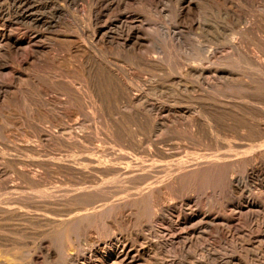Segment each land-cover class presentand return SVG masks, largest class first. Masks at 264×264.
Masks as SVG:
<instances>
[{"label": "rangeland", "instance_id": "rangeland-1", "mask_svg": "<svg viewBox=\"0 0 264 264\" xmlns=\"http://www.w3.org/2000/svg\"><path fill=\"white\" fill-rule=\"evenodd\" d=\"M14 1L17 45L0 37V180L6 182L0 187V264H30L32 258L34 264H264V139L242 140L238 134L249 122L264 124V103L258 101L264 98V77L249 59L264 62V36L263 46L251 33L239 42L246 29L263 28L257 20L264 17V0ZM8 5L0 0V7ZM126 15L140 28L144 47L136 53L161 57L164 70L137 63L122 41L100 43L96 28L107 24L110 37H116ZM32 36L44 48L38 53L30 45ZM207 67L211 74L202 76L198 70ZM219 68L226 78L217 77ZM113 78L140 99L136 105L159 109L150 114L140 108L150 123L140 113L138 120L133 117L124 101L121 105L111 92ZM217 102L248 109L252 104L250 112L239 108L252 119L232 106L214 124L199 105ZM114 104L128 114L120 121ZM157 122L163 123V134L155 130ZM162 139L159 147L172 157L150 146ZM37 175L41 186L30 183ZM251 210L258 215L245 217ZM203 218L230 224L220 226L219 234Z\"/></svg>", "mask_w": 264, "mask_h": 264}, {"label": "bare ground", "instance_id": "bare-ground-1", "mask_svg": "<svg viewBox=\"0 0 264 264\" xmlns=\"http://www.w3.org/2000/svg\"><path fill=\"white\" fill-rule=\"evenodd\" d=\"M123 1V0H122ZM7 2H8V9L6 10V9H4V8H2V7H0V23L2 24H0V37L3 39V41L4 42H6L10 47H15L16 45H17V42H16V39H15V37H14V33H13V30H12V27H14L13 25H14V22H15V20L17 19V16H18V13H15L14 12V3H15V1L14 0H7ZM230 2V1H229ZM225 4V3H224ZM259 4V3H258ZM261 5V7L264 5H262V4H260ZM262 9V8H261ZM194 11H196V10H194L191 6H190V4H189V12L190 13H194ZM30 13V17H32L34 14H35V7L34 6H32L31 4H30V9L27 11V14H29ZM101 15L102 14H99V16L97 17V19H102L101 18ZM234 18H236V17H234ZM262 18V19H261ZM123 19H125V23H122V25H121V28L124 30L123 32H121L118 36H117V34H115L116 35V37L115 36H111L110 37V35L112 34L111 32H110V28L107 26V24H105V25H103V27H101V28H96V30H95V34L97 35V38H99L100 39V43H103V42H105V41H109V39L111 40L110 41V43H112V44H114V43H119V41L121 42H123L124 43V45L125 46H127V48L129 47L130 48V50L131 51H133L134 52V54H135V56H134V59H135V61L137 62V63H139L140 65H143V66H145L146 68H148V69H151V70H154V71H160V70H164L163 69V65H162V62H161V57L158 59L157 57H153V58H148V57H144V56H142V55H140V54H137L136 52V50H138V49H140V48H142V47H144V45H143V40L141 39V34H140V28L138 27V26H136L135 25V23H134V21L132 20V22L133 23H130L131 21H129L128 19H130L129 17H127V15L123 18ZM260 19L261 20H257V23L259 24H262L263 25V28H260V27H258L257 26V24H255L256 22H254L253 24H255L251 29L250 28H248V29H246V31H244L243 33H240L241 35H239V37L241 36V39H242V37H243V39H246L245 38V36L247 35V34H249V33H251V34H253L254 35V41L256 40L258 43H260V45H262L261 43H262V40H263V36H264V17H262V16H260ZM6 20H7V22H8V24H5L6 23ZM18 20V19H17ZM233 20V19H232ZM238 20V19H237ZM3 21H5V22H3ZM122 21V20H121ZM234 21V20H233ZM240 21V20H239ZM239 21H235L234 23H237L238 24V22ZM243 21V20H242ZM245 21V20H244ZM259 21V22H258ZM3 22V23H2ZM106 23V22H105ZM108 23V22H107ZM231 23H232V21H231ZM233 23V24H234ZM241 23V22H240ZM239 23V24H240ZM251 23H252V21H251ZM237 24H235V25H237ZM238 24V25H239ZM7 25H9V26H7ZM249 24H247V26H248ZM219 26V25H218ZM240 26V25H239ZM238 26V27H239ZM249 27H250V25H249ZM254 27L256 28L257 27V30H256V32H255V30H254ZM121 28H119L120 30H122ZM213 28V27H212ZM216 28V27H215ZM221 28H222V26H221ZM235 28V27H234ZM243 28V27H242ZM218 29V28H217ZM236 29V28H235ZM244 29V30H245ZM119 30V31H120ZM223 30V32L225 31L224 30V28L222 29ZM227 30V29H226ZM236 30H238V29H236ZM241 30H243V29H241ZM240 30V31H241ZM254 30V32H251V31H253ZM232 31H233V28H232ZM232 31H231V33H232ZM239 31V30H238ZM229 32H230V30H229ZM229 32H227V33H229ZM242 32V31H241ZM218 33V32H217ZM230 33V34H231ZM215 36H216V34H215V32L213 33ZM221 34V33H220ZM230 34H227V35H230ZM238 34V33H237ZM237 34H236V36H237ZM221 36H222V34H221ZM220 36V37H221ZM231 37L233 36V35H230ZM226 37V36H225ZM229 37V36H228ZM212 38V37H211ZM213 38H214V36H213ZM233 38H235V35H234V37ZM39 39V37H37V36H32V37H30V45H32L33 47H34V49H35V52L36 53H38L40 50H42V49H44L43 47H41L42 45H41V43L40 42H38L37 40ZM218 39V38H217ZM224 39V38H223ZM231 39V38H230ZM229 38H228V42H229V40H230ZM239 39V38H238ZM241 39H239V42H241L242 41V43L244 42L243 41V39L241 40ZM248 39H250V38H248ZM214 40H216L215 38H214ZM233 40V39H232ZM251 40V39H250ZM249 40V41H250ZM253 40V39H252ZM217 41H219V39L217 40ZM217 41H215V42H217ZM254 41H252V42H254ZM222 42V41H221ZM227 42V43H228ZM231 42V41H230ZM236 42H238L237 40H236ZM251 42V41H250ZM249 42V43H250ZM257 42H255V43H257ZM218 44H219V42H217ZM234 43V42H233ZM6 44V45H7ZM237 43H235V44H233V46L232 47H235L237 50H240V44L239 45H236ZM252 44V43H251ZM232 45V44H231ZM242 45V44H241ZM124 46V47H125ZM252 46V45H251ZM255 46V45H254ZM263 46V45H262ZM264 47V46H263ZM244 48V47H243ZM246 48V47H245ZM257 48V47H256ZM3 49H4V45L2 44V42H0V55L2 54V52H3ZM213 49V48H212ZM211 49V52H213V50ZM216 49V48H215ZM214 49V50H215ZM230 49V48H229ZM250 49V48H249ZM264 49V48H263ZM12 50V49H11ZM218 50V49H217ZM225 50V49H224ZM231 50V49H230ZM242 50V49H241ZM244 50V49H243ZM261 51V50H260ZM200 52H202L201 50H200ZM219 51H217V52H215V53H218ZM228 52H229V50H228ZM232 52V50L229 52V53H231ZM242 52V51H241ZM161 53V52H160ZM220 53V52H219ZM237 53V52H236ZM238 53H240V51L238 52ZM164 54V53H163ZM200 54H203V53H200ZM233 54V53H232ZM242 54V53H241ZM240 54V55H241ZM262 54V53H261ZM212 55V54H211ZM220 55H223L222 53L220 54ZM234 55V54H233ZM243 55H244V51H243ZM243 55H241V56H243ZM252 55V54H251ZM251 55H250V57H251ZM216 56V55H215ZM218 56V55H217ZM225 56V55H224ZM241 56H239V57H241ZM252 56H254V54L252 55ZM256 56V55H255ZM263 56V55H262ZM261 58V57H260ZM226 59V58H225ZM233 59H234V57H233ZM250 59V62L253 64V68L252 69H254V68H256V70H257V72L259 73L258 75H260L261 77H264V65L262 64V63H264V62H262V63H260L259 61H261V60H256L254 57H251V58H249ZM228 59H226L225 61H227ZM236 61V60H235ZM213 62H214V64L216 65L217 64V62H215V61H212V64H213ZM223 62V61H222ZM221 62V63H222ZM230 63V62H229ZM229 63H226L225 64V62H224V64L225 65H227V64H229ZM223 63L221 64V66H223L224 65ZM233 64V63H232ZM210 65V64H209ZM220 65V64H219ZM224 65V67H226ZM242 65V64H241ZM234 66V65H233ZM209 67H211V66H209ZM234 67H236V65L234 66ZM195 68H196V66H195ZM200 68V67H199ZM237 68H238V66H237ZM225 69V68H224ZM197 70H198V68H197ZM215 70V69H214ZM190 71V70H189ZM201 72V75L202 74H204V75H202V76H205V74H211V69L210 68H203V69H201V70H198V72ZM192 72H196V70H191V73ZM256 72V71H255ZM111 73V76L113 75L114 76V74L112 73V72H110ZM109 73V74H110ZM193 73V74H194ZM230 73V72H229ZM248 73V72H247ZM196 74V73H195ZM199 75H200V73H198ZM215 74L217 75V77L218 76H220L222 79H224V78H226V76H227V73L225 72V71H223V70H220V68L219 69H217V70H215ZM231 74V73H230ZM255 74V73H254ZM215 75V76H216ZM233 75V74H232ZM253 75V74H252ZM252 75L251 76H249L248 78H250V77H252ZM257 75V76H258ZM112 76V77H113ZM211 76V75H210ZM214 76V75H213ZM213 76H212V79H213ZM214 76V77H215ZM255 76V75H254ZM217 77H215V78H217ZM115 78V77H114ZM113 78V80L115 81V86H113L112 84V86L111 87H114L113 88V90L111 91V92H114V94L118 97L117 99H119V100H121L122 102L124 101L125 103H127V105L129 106V108H130V111H131V114H133L134 116L133 117H136L135 115L137 114H139L140 113V115L142 116V111H146V113L147 112H152V111H156V110H159V109H155L154 110V108L155 107H153V106H150V105H148V104H146V102L144 103V102H142V104L140 103V105H141V107H139L138 105H136V103L138 104L139 103V101H140V99H139V101H135L131 96H130V93L128 92V89L126 88V86L125 87H123V84H122V82H119V81H117L116 79H114ZM221 78H219L220 80H219V82L221 81ZM232 78H236V77H234V76H232ZM232 78H230V81H232L231 79ZM254 78V77H253ZM228 79V78H227ZM263 80H264V78H262ZM215 80H218V78L217 79H215ZM233 80H235V79H233ZM238 80V79H237ZM251 80V79H250ZM209 81V80H208ZM224 81V80H223ZM229 80L227 81L226 80V82H230ZM251 81H253V80H251ZM254 81H256V80H254ZM258 81V80H257ZM256 81V82H257ZM212 81H210V83H211ZM225 82V81H224ZM247 82V81H246ZM113 83V82H112ZM215 83V82H214ZM214 83H211V84H214ZM231 83H233V82H231ZM240 83V82H239ZM241 83H242V81H241ZM253 83V82H252ZM255 83V82H254ZM253 83V84H254ZM258 83V82H257ZM230 84V83H229ZM245 84V83H244ZM249 84V83H248ZM263 84H264V82H263ZM209 85V84H208ZM215 85V84H214ZM221 85V84H220ZM237 85V84H236ZM235 85V86H236ZM210 86H213V85H210ZM209 86V87H210ZM216 86H217V84H216ZM239 87H240V85H238ZM238 86H236V87H238ZM242 86V85H241ZM243 87H244V85H243ZM251 87V86H250ZM253 87V86H252ZM257 87V86H256ZM217 88H218V86H217ZM221 88V87H220ZM246 88V86L244 87V90H245V92H248V91H250V90H247V89H245ZM254 88H255V86H254ZM259 88H260V86H259ZM261 88H262V86H261ZM219 89V88H218ZM226 89V88H225ZM253 89V88H252ZM263 89V88H262ZM262 89L260 90V91H262ZM257 91V90H256ZM258 91H259V89H258ZM257 91V92H258ZM259 91V92H260ZM110 92V91H109ZM254 92H255V89H254ZM254 92H253V90H252V94H254ZM259 92L257 93V94H259ZM78 93V92H77ZM97 93H99V92H97ZM256 93V92H255ZM262 93H264V92H262ZM75 94V93H74ZM96 94V93H95ZM251 93H250V95H252ZM6 95V94H5ZM37 95L38 96H40L41 95V92L40 91H37ZM103 95V97H104V93L102 94ZM110 95V94H109ZM246 95H247V93H246ZM259 95H261V94H259ZM259 95H258V97H259ZM74 96V95H73ZM99 97H100V95H98ZM97 96V97H98ZM107 96V95H106ZM113 96V95H112ZM233 96V95H232ZM247 96H249V95H247ZM253 97H254V95H252ZM6 97H7V95H6ZM250 97V96H249ZM248 97V98H249ZM8 98H10V97H8ZM101 98V97H100ZM110 98H111V96H110ZM110 98H109V100H110ZM208 98V97H207ZM212 98H213V96H212ZM211 98V99H212ZM215 98V97H214ZM214 98L212 99L213 101H215L216 100V98H215V100H214ZM247 98V97H246ZM251 99H253L252 97H250ZM255 98H257L256 97V95H255ZM106 99V98H105ZM117 99H115L116 100V102H118L117 101ZM208 99H210V98H208ZM207 99V100H208ZM210 99V100H211ZM250 99V101H252ZM258 99V98H257ZM261 99H263L264 100V98H262V96L258 99V101L260 100V103H264V102H262V100ZM101 100V99H100ZM115 100H111L112 102L113 101H115ZM206 100V101H207ZM211 100V101H212ZM254 100V99H253ZM53 101V100H52ZM51 101V102H52ZM96 101H98V100H96ZM95 101V102H96ZM226 101V100H225ZM249 101V102H250ZM256 101V100H255ZM257 101V102H258ZM102 102V101H101ZM116 102H115V104H116ZM120 102V101H119ZM124 102L121 104V105H123L124 106ZM210 102V101H209ZM227 102V101H226ZM229 102H231V101H229ZM45 103H47L48 104V101H46ZM99 103H100V101H99ZM218 103V102H217ZM225 103V102H224ZM237 103V102H236ZM242 103H244V102H242ZM92 104V103H91ZM94 104H97V103H94ZM115 104H114V106H115ZM118 104V103H117ZM220 104H222V102H220V103H218V104H211V105H204V103H200V107H201V110L203 109V110H206L207 112H210V114L209 115H211V120L214 122V124L215 123H217V117L218 116H223L224 117V115H226V114H228V112L229 111H232V106H236L237 108H238V110H241V109H239V108H244V109H248V105L247 106H245L244 104H240V105H234V104H228V103H226V105H220ZM247 104V103H246ZM104 105H105V102H104ZM112 105V104H111ZM110 105V106H111ZM126 105V104H125ZM251 107H252V104H249ZM106 106V105H105ZM104 106V107H105ZM250 106H249V109H250ZM263 106V105H262ZM109 107V106H108ZM125 107V106H124ZM150 107H153V109H150ZM213 107V108H212ZM235 107V108H236ZM105 108H107V107H105ZM115 108H117V112H116V110H115V113H117L116 115H118V118L120 117V119H119V121L122 119V118H125V116H127L128 114L127 113H125L124 111H121V106L119 107H116L115 106ZM140 108H142L141 110H140ZM236 108V109H237ZM253 108V107H252ZM150 109V110H149ZM210 109V110H209ZM236 109L234 110V111H236ZM249 109L247 110V111H249ZM258 109V108H257ZM256 109V110H257ZM161 110V109H160ZM243 110V109H242ZM241 110V111H242ZM167 111V110H166ZM171 111H173V110H169V112H171ZM240 111V112H241ZM245 112V111H242V112H245V113H247V115H249L248 114V112ZM258 111H260L259 109H258ZM173 112H175V111H173ZM241 112V113H242ZM250 112V111H249ZM145 113V114H146ZM237 114L239 113V112H236ZM127 114V115H126ZM151 114V113H150ZM230 114H231V112H230ZM234 114V113H233ZM170 115V114H169ZM234 115H236V114H234ZM239 115H240V113H239ZM122 116H124V117H122ZM130 116V115H129ZM144 116V117H143ZM142 117L145 119V121H147V122H151V118H150V116L147 114V115H143ZM159 116V115H158ZM157 116V117H158ZM243 116V115H242ZM253 116V115H252ZM140 117V116H139ZM163 117V116H162ZM194 117V116H193ZM193 117H191V118H193ZM222 117V120L225 118H223ZM237 117V116H236ZM241 117V116H240ZM249 117H250V115H249ZM248 117V118H249ZM254 117V116H253ZM113 118V117H112ZM141 118V117H140ZM159 118V117H158ZM233 118H235V117H233ZM242 118V117H241ZM246 118H247V116H246ZM251 118V117H250ZM259 118V117H258ZM114 119V118H113ZM136 119L138 120V118L136 117ZM142 119V118H141ZM166 119V118H165ZM165 119L164 120H162V121H164V124L167 122V120L165 121ZM220 119H221V117H220ZM227 119V122H230L228 119L229 118H226ZM226 119H225V121H226ZM243 119V118H242ZM252 119V118H251ZM115 120V119H114ZM118 120V119H117ZM155 120V119H154ZM154 120H152V121H154ZM234 120V119H233ZM236 120H238V119H236ZM240 121H241V119H239ZM244 120V119H243ZM254 120V119H253ZM123 121V120H122ZM121 121V122H122ZM157 121V120H156ZM159 121V120H158ZM231 121H232V118H231ZM239 121V122H240ZM246 121V120H245ZM244 121V122H245ZM247 121H249V120H247ZM238 122V121H237ZM237 122L235 123V120L232 122V123H235V124H237ZM238 122V123H239ZM253 122V121H252ZM146 123V122H145ZM152 123H154V122H152ZM162 122H157L156 124H155V130L157 131H159V132H162L163 131V123L161 124ZM191 123L193 124H196L197 126H200V124H201V122H200V120L198 119V118H193V119H191ZM218 123H220L219 121H218ZM217 123V124H218ZM225 124H226V122H224ZM223 123V124H224ZM254 123V122H253ZM250 123L249 122V124H251L250 126H248V123H247V126H240V130H238V134L240 135V136H242L243 138H242V140H244V139H249V138H251V137H256L257 139H264V124L260 121V122H256V123ZM115 124H118V121H117V123H115ZM147 124V123H146ZM223 124H220V125H223ZM229 124H231V123H229ZM234 124V125H235ZM253 124V125H252ZM196 125H195V127H196ZM232 125V124H231ZM231 125H229V126H231ZM241 125H243V124H241ZM144 126V125H143ZM165 126V125H164ZM189 126V125H188ZM217 126H219V125H217ZM216 126V127H217ZM237 126V125H236ZM122 127V126H121ZM191 127V128H190ZM189 128L190 129H192V127H193V125L192 126H190ZM220 127V126H219ZM218 127V128H219ZM225 127H227V126H224L223 128H225ZM232 127H235V126H232ZM231 127V128H232ZM144 128H146V127H144ZM175 128V127H174ZM196 128H198V127H196ZM214 128H215V126H214ZM229 127H227V129H228ZM239 128V127H238ZM237 127H236V129H238ZM169 129H170V127H169ZM221 129H222V127H221ZM147 130V129H146ZM165 130V129H164ZM188 130V129H187ZM194 130H195V128H194ZM199 130V129H198ZM200 130H201V132H205L206 130L204 129V127H202V124H201V126H200ZM149 131V130H148ZM147 131V134L148 133H150V132H148ZM215 131H219V129H217V128H215ZM214 131V132H215ZM228 131V130H227ZM237 131V130H236ZM64 132V131H63ZM115 132V131H114ZM195 132V131H194ZM200 131H199V133H201ZM220 132L223 134V133H226L223 129H222V131L220 130ZM219 132V133H220ZM234 132V131H233ZM233 132H232V134H233ZM131 133V132H130ZM196 133H197V131H196ZM116 134H117V132H116ZM152 134V133H151ZM162 134H163V132H162ZM212 134V133H211ZM236 134V133H235ZM146 135V134H145ZM150 135V134H149ZM161 135V134H160ZM190 135V134H189ZM208 135V134H207ZM148 136V135H147ZM162 136V135H161ZM209 136V135H208ZM208 136H207V138H208ZM235 136V135H234ZM239 136V137H240ZM149 137V136H148ZM148 137H146V139L148 138ZM150 137H151V135H150ZM212 137V136H211ZM210 137V138H211ZM238 137V136H237ZM209 139V138H208ZM193 140V139H192ZM210 140V139H209ZM146 141H149V140H146ZM165 142V139H162V140H160V141H156L153 145H151L150 144V146H153L156 150H157V152L160 154V155H162L163 157H172V155H169V153L168 152H166L164 149H162V148H160L159 147V145L160 144H162V143H164ZM212 143V142H211ZM222 144V143H221ZM145 146V145H144ZM148 147V146H147ZM257 147V146H256ZM35 150H37V149H35ZM153 153V151L151 150V148L149 149V153L148 154H152ZM156 153V152H155ZM238 154V153H237ZM264 154V153H263ZM162 157V158H163ZM193 157V156H192ZM261 157V156H260ZM214 158V157H213ZM251 158H252V156H251ZM262 158V157H261ZM161 159V158H160ZM235 159V158H234ZM249 159V158H248ZM253 159V158H252ZM186 162V161H185ZM241 162V161H240ZM248 162V161H247ZM248 163H250V162H248ZM237 164V163H236ZM252 164V163H251ZM191 165V164H190ZM238 165V164H237ZM250 165V164H249ZM188 166V165H187ZM199 166V165H198ZM242 166V165H241ZM161 167V166H160ZM183 168V167H182ZM189 169H191V168H189ZM252 170L251 171H254L255 170V167L254 168H251ZM133 171V170H132ZM179 172V171H178ZM192 172V171H191ZM246 172V171H245ZM248 172V171H247ZM189 174H190V172H189ZM26 175V174H25ZM249 177V176H248ZM30 178V183L33 185V186H38V185H40L41 184V181H40V179H39V177H38V175L37 176H33V177H29ZM116 181V180H115ZM150 183V182H149ZM43 184V183H42ZM3 185H6V182H4V181H2L1 182V180H0V187H2ZM41 186V185H40ZM150 189V188H149ZM18 191V190H17ZM178 191V190H177ZM234 191H238V188H236L235 187V190ZM242 191V190H241ZM239 193V192H238ZM239 194H241V193H239ZM190 198V197H189ZM189 198H187V197H184V198H182V201H184V202H188V203H190L189 201H190V199ZM181 199V198H180ZM247 204L249 205L248 207L249 208H251V209H254L255 208V204L253 203V201L251 202V201H249V202H247ZM257 206V205H256ZM170 208H171V205L170 206H167L166 208H165V210H167V211H169L170 210ZM241 210V209H240ZM243 210V209H242ZM256 211V210H255ZM254 210L252 211H248V213L245 215V217H247V218H253L254 216L256 217V215H258V211H256L255 212ZM165 212V211H164ZM200 214V213H199ZM205 217V216H204ZM201 222L203 223V222H205L206 223V227L208 228V229H211V230H214V229H217V231H219V234H220V230L222 231L223 229H220V230H218L219 228H220V226H222L221 228H223V227H226L228 224H230V220H226V219H224V220H210V218H203V219H201ZM201 223V224H202ZM204 223V224H205ZM217 223H219L220 225H218ZM233 224V223H232ZM196 225H198V224H196ZM203 226V225H202ZM219 226V227H218ZM185 227V226H184ZM204 227H205V225H204ZM201 228V227H200ZM206 228V229H207ZM197 229V228H196ZM188 230V229H187ZM186 230V231H187ZM202 230V229H201ZM183 231H185V229L183 230ZM194 231V230H193ZM224 231V230H223ZM180 232H182V231H180ZM197 232V231H196ZM203 232V231H202ZM212 232V231H211ZM214 233H216V232H214ZM218 233V232H217ZM175 237V236H174ZM185 237V236H184ZM176 239L179 241V239H182V235H177L176 236ZM186 240V239H185ZM184 240V241H185ZM183 245H185V244H183ZM4 247V246H3ZM183 247V246H182ZM185 247H186V245H185ZM187 248V247H186ZM185 248V249H186ZM211 248V247H210ZM255 251V250H254ZM258 251V250H257ZM27 253V252H26ZM130 254L128 253V254H125V255H122L121 257H123L122 259H123V262L124 261H127V260H129V258H130V256H129ZM20 256V255H19ZM36 257V256H35ZM10 258V257H9ZM16 258V257H15ZM30 258H31V256H30ZM119 258V257H118ZM131 259H133V258H131ZM30 261H32L31 263H35V261L37 262V260L35 259V258H32ZM75 261V260H74ZM118 262V261H117ZM121 263H122V260L120 261ZM30 263V264H31ZM119 263V262H118ZM262 263V262H261ZM120 264V263H119Z\"/></svg>", "mask_w": 264, "mask_h": 264}]
</instances>
